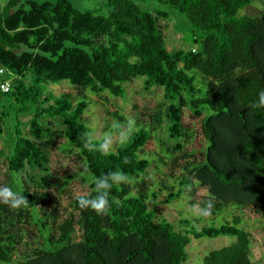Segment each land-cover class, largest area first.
<instances>
[{
	"label": "trees",
	"instance_id": "16d2710c",
	"mask_svg": "<svg viewBox=\"0 0 264 264\" xmlns=\"http://www.w3.org/2000/svg\"><path fill=\"white\" fill-rule=\"evenodd\" d=\"M140 1L108 0L110 12L103 15L69 0H0V66L14 73L7 74L10 91L0 93V137L8 135L0 187L25 197L18 208L0 203V264H186L191 236L220 235L237 241L211 251L205 264H261L240 217L220 227L179 230L156 201L148 203L156 186L169 192L167 202L186 192L194 203L199 184L214 202L211 214L230 204L264 210V20L242 12L255 0H159L189 21L201 48L187 50L168 49L163 21L169 15ZM135 77L144 78L146 90H164L168 115L159 113L158 124L173 141L166 148L171 164L147 151L159 128L140 120L114 148L91 136L84 117L93 103L88 92L124 98ZM63 80L75 92L48 95L41 86ZM120 120L113 128L119 133ZM25 124L39 139L53 137L58 126L65 137L60 149L75 156L74 170L56 176L51 150L25 135ZM176 148L184 150L182 166ZM152 162L170 171L158 165L164 177L133 192L126 183L143 177ZM27 167L42 170L36 184L44 185L31 189ZM97 178L110 185L106 214L79 207L77 196L64 214L48 191L52 182L66 192L81 179L90 186L82 195L95 198Z\"/></svg>",
	"mask_w": 264,
	"mask_h": 264
},
{
	"label": "rangeland",
	"instance_id": "374dc122",
	"mask_svg": "<svg viewBox=\"0 0 264 264\" xmlns=\"http://www.w3.org/2000/svg\"><path fill=\"white\" fill-rule=\"evenodd\" d=\"M4 2L6 0H3ZM79 10H93L97 13L108 15L110 8L108 6V0H69ZM140 5L144 8L153 10H160L169 15L163 22L166 24V36L167 46L169 50H180L201 48V44H196L192 31L190 30L189 21L183 14L171 10L167 5L161 4L159 0H145L140 1ZM245 14L250 15L253 18L264 20V0H255L252 5L242 11ZM3 67V66H0ZM42 88H45V92L50 95L59 96L63 92H75V88L68 80H63L56 84H42ZM127 94L124 98L114 97L109 93L106 95H95L92 92H88L92 95L93 103L86 110L84 117L87 125L90 128L91 136L93 138L102 139L104 146L107 148H114L117 143H122L126 140L129 133L135 127V124L140 121L154 125L153 128L157 129L152 132V137L146 144L148 152H157L159 155L164 156V160L171 164L170 153L166 149L168 146L173 145V141L169 138L167 130L163 124H158L159 113H166L168 115V107L164 105V90L160 87H152L149 90L145 89L144 78L135 77L131 82L126 84ZM210 111L206 115H210ZM120 118H122L120 120ZM30 116H23L24 122L28 121ZM120 120L122 122L121 133L114 131L115 121ZM184 121H191L188 110L184 112ZM156 122V123H155ZM110 124L107 126L106 124ZM163 125V126H162ZM54 130L53 137H44L42 139L33 136L30 125H24L23 131L27 136H31L39 143H45L52 152V172L56 176H64L69 172H72L77 164L75 156H68L61 151L60 147L65 142L63 132L59 127L53 125ZM7 133L0 137V182L5 179L6 159L2 155V152H7L8 142ZM48 140V143L46 142ZM164 142V143H162ZM191 144L186 147L190 149ZM169 149V148H168ZM177 156L178 166H182L185 160L182 158L183 151L174 149ZM160 156H157L159 159ZM158 165L163 167L167 172L170 171V167L160 164L158 162H152L148 171L143 177L139 179H131L127 186L133 192L141 193L145 192L151 185L152 180L163 178L164 175L159 171ZM178 172H181V168H178ZM42 173L40 169H31L27 167L23 172L27 183L32 190L40 188L39 175ZM38 180H29L31 177ZM136 181V182H134ZM37 183V184H36ZM159 187H152L150 193V199L148 201L150 207L153 206V201L158 204V211L169 221L173 222L177 229L191 230L193 228L199 229L204 226H217L226 224L227 221H232L234 217L241 218V228L250 231L253 236V258L264 264V210L256 207L242 208L241 206L230 204L222 213L217 212L215 214L203 215V210L207 206V202L212 198L208 190L205 187L197 184L196 195L194 197V203L191 202L186 196V192L181 193L180 196L174 200L167 202L169 192L164 191L163 194L159 192ZM90 190V186L87 182L77 179L67 187V191L63 192L59 190V187L52 185L48 188L51 192L55 203L61 208V211L66 214L70 210L71 199L75 196L86 194ZM174 193H177L175 191ZM214 205V202H212ZM213 208V207H212ZM237 241L236 236L232 235H220L218 237H202L195 238L191 236V242L187 246V252L189 259L186 264H205V257L213 250L219 249L224 246L231 245ZM37 244V243H36ZM35 244V245H36ZM24 249V248H22Z\"/></svg>",
	"mask_w": 264,
	"mask_h": 264
},
{
	"label": "clouds",
	"instance_id": "9594fccd",
	"mask_svg": "<svg viewBox=\"0 0 264 264\" xmlns=\"http://www.w3.org/2000/svg\"><path fill=\"white\" fill-rule=\"evenodd\" d=\"M261 104H264V93H261ZM115 175V174H110ZM98 195L95 198L79 195L76 197L79 207L88 209L91 208L98 215L106 214L110 209L109 191L110 188L108 179L97 178L96 181ZM25 202L23 194L13 192L8 186L0 187V203L8 205L10 208H18ZM213 207L212 202H207L206 208L203 210V215L207 216Z\"/></svg>",
	"mask_w": 264,
	"mask_h": 264
},
{
	"label": "built area",
	"instance_id": "2783aa9c",
	"mask_svg": "<svg viewBox=\"0 0 264 264\" xmlns=\"http://www.w3.org/2000/svg\"><path fill=\"white\" fill-rule=\"evenodd\" d=\"M7 74L13 75L14 73L5 67H0V93L9 92L11 89L12 79L8 78Z\"/></svg>",
	"mask_w": 264,
	"mask_h": 264
}]
</instances>
